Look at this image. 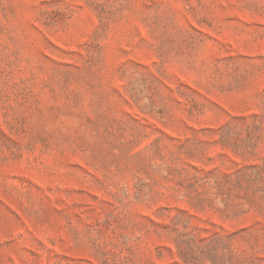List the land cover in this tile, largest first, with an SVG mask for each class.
Instances as JSON below:
<instances>
[{
  "label": "rangeland",
  "instance_id": "1",
  "mask_svg": "<svg viewBox=\"0 0 264 264\" xmlns=\"http://www.w3.org/2000/svg\"><path fill=\"white\" fill-rule=\"evenodd\" d=\"M0 264H264V0H0Z\"/></svg>",
  "mask_w": 264,
  "mask_h": 264
}]
</instances>
